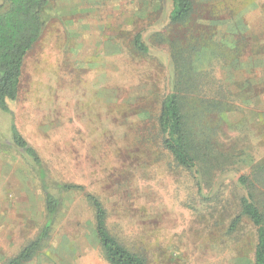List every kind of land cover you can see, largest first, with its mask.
Wrapping results in <instances>:
<instances>
[{"label": "rangeland", "instance_id": "1", "mask_svg": "<svg viewBox=\"0 0 264 264\" xmlns=\"http://www.w3.org/2000/svg\"><path fill=\"white\" fill-rule=\"evenodd\" d=\"M140 1L49 0L8 103L12 115L0 111V264L47 220L38 171L12 144V125L51 180L83 188L59 193L49 237L24 264H108L86 194L105 208L109 233L146 264H254V226L246 218L229 226L243 193L238 178L264 164V1L195 0L191 28L207 31L195 104L205 101L214 147L236 156L222 172L201 173V193L157 144L155 115L171 67L168 46L152 33L168 26L169 7L150 27ZM140 30L153 49L145 58L130 49ZM252 193L264 210V182Z\"/></svg>", "mask_w": 264, "mask_h": 264}, {"label": "trees", "instance_id": "2", "mask_svg": "<svg viewBox=\"0 0 264 264\" xmlns=\"http://www.w3.org/2000/svg\"><path fill=\"white\" fill-rule=\"evenodd\" d=\"M165 2L169 7L166 24L168 26L162 28L161 32L152 34L155 40L168 46L171 74L164 82L167 89L158 104L154 134L161 150L170 156L175 166L192 175L197 192L201 193L202 184L206 185L200 178L201 173L207 174L211 169L215 170L216 174L222 172L234 163L236 156L229 151H218L214 147L207 134L209 125L206 123L205 101L201 102V107L195 104V91L203 85L202 73L196 72V68L201 54L205 53L207 47L203 45L207 31L202 33L191 28L197 7L195 0H141L143 8L149 13L144 18L146 25H155L163 12ZM49 7V0H2L0 4V111L9 115L12 113L8 103L17 98L25 57L42 34L45 24L43 14ZM153 14L154 22L151 23L152 18L149 17ZM222 22L227 20L221 19L216 25ZM178 27L184 29V34L179 33L176 29ZM130 45L131 52L144 58L153 50L144 40L143 30L133 34ZM213 104L215 105L210 107L218 109L222 102ZM11 128L12 144L31 160L38 171L47 215L36 240L5 263L24 264L49 237L52 221L61 205L59 193L82 191L83 188L78 185H61L51 180L34 148L13 125ZM262 182L264 164L255 165L249 176L238 178L237 183L243 193L238 199V214L229 226V230L233 231L243 218L254 226V264H264V210L255 202L252 193L256 184ZM86 198L94 210V233L104 260L108 264H146L143 255L132 252L109 233L106 227L107 213L102 203L91 194H86Z\"/></svg>", "mask_w": 264, "mask_h": 264}]
</instances>
